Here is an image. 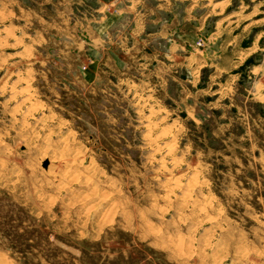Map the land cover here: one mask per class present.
<instances>
[{
	"label": "rangeland",
	"instance_id": "rangeland-1",
	"mask_svg": "<svg viewBox=\"0 0 264 264\" xmlns=\"http://www.w3.org/2000/svg\"><path fill=\"white\" fill-rule=\"evenodd\" d=\"M51 2L0 0V264H264V0H146L166 85Z\"/></svg>",
	"mask_w": 264,
	"mask_h": 264
},
{
	"label": "crops",
	"instance_id": "crops-1",
	"mask_svg": "<svg viewBox=\"0 0 264 264\" xmlns=\"http://www.w3.org/2000/svg\"><path fill=\"white\" fill-rule=\"evenodd\" d=\"M51 1V11L57 12L58 10H62L60 8L61 5H63L64 7L68 6L65 9L68 11H73V4L75 2H78L79 0ZM97 1L103 4L117 3V13L109 17L104 23H101L98 26V33L100 36L97 37L96 40L98 43L96 45H93L94 48H97L99 51H109V47L105 38H107L109 33H112L111 31L117 30V69L121 68V65H123V61H125L126 59L132 58L136 59L137 61H148L149 64L147 65H150L149 67L147 66L149 75H151L154 79H159L157 80L158 83H163L166 85V83L169 82V84H171V80L173 81L175 78L170 76L171 73L169 74L170 67L175 68L176 75L179 69H181V67H184V65L171 64L170 52L172 45L166 44L164 50H159V48L154 45L155 43H158L159 40L170 39V37H173V34L179 42V39H181V37L184 35V31L182 30V28H177L171 35V30H168V25H164L160 19H155V17H153V14L155 12H158V10L168 11L170 8L169 3H161L156 7H148L145 2L146 0ZM52 16L53 15H50L49 18L51 19ZM151 26L152 28L157 27V29L150 32L145 31L147 27ZM138 44L140 45L139 48H137ZM177 46L181 50H183L185 44L178 43ZM85 47L86 46H82L83 51L85 50ZM181 50H178V53H180Z\"/></svg>",
	"mask_w": 264,
	"mask_h": 264
},
{
	"label": "trees",
	"instance_id": "trees-1",
	"mask_svg": "<svg viewBox=\"0 0 264 264\" xmlns=\"http://www.w3.org/2000/svg\"><path fill=\"white\" fill-rule=\"evenodd\" d=\"M248 63H250L249 60L245 63V65H247ZM78 261L80 262V264H84V259H80V260H78Z\"/></svg>",
	"mask_w": 264,
	"mask_h": 264
}]
</instances>
